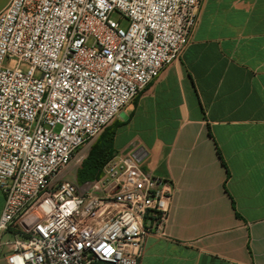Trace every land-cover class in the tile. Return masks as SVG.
I'll return each instance as SVG.
<instances>
[{
    "label": "built area",
    "instance_id": "2783aa9c",
    "mask_svg": "<svg viewBox=\"0 0 264 264\" xmlns=\"http://www.w3.org/2000/svg\"><path fill=\"white\" fill-rule=\"evenodd\" d=\"M205 2L11 0L0 13V260L141 264L149 236L164 234L173 183L145 172L140 150L115 154L84 188L66 176L183 56Z\"/></svg>",
    "mask_w": 264,
    "mask_h": 264
},
{
    "label": "crops",
    "instance_id": "0c3cea01",
    "mask_svg": "<svg viewBox=\"0 0 264 264\" xmlns=\"http://www.w3.org/2000/svg\"><path fill=\"white\" fill-rule=\"evenodd\" d=\"M113 129L116 154L140 150L175 188L141 264H264V0H206L183 56Z\"/></svg>",
    "mask_w": 264,
    "mask_h": 264
},
{
    "label": "trees",
    "instance_id": "16d2710c",
    "mask_svg": "<svg viewBox=\"0 0 264 264\" xmlns=\"http://www.w3.org/2000/svg\"><path fill=\"white\" fill-rule=\"evenodd\" d=\"M114 132V129L109 131L107 128L102 134L101 140L97 142L83 161L77 174L80 188H84L98 180L102 175L105 164L116 154L113 150Z\"/></svg>",
    "mask_w": 264,
    "mask_h": 264
},
{
    "label": "rangeland",
    "instance_id": "374dc122",
    "mask_svg": "<svg viewBox=\"0 0 264 264\" xmlns=\"http://www.w3.org/2000/svg\"><path fill=\"white\" fill-rule=\"evenodd\" d=\"M114 20H118L119 16L117 14H114L113 16ZM115 124V121L108 127V130L111 131L113 129V126ZM107 130V129H106ZM102 136V135H101ZM101 136H99L95 141H93L92 143H90L89 145L85 146V148H83L75 157V159L73 160V163L68 171V174L66 176V179L69 181L74 182L76 185H78L80 187L79 182L77 181V174L78 171L80 170L83 161L87 158L88 154L90 153L91 149L97 144V142H99L101 140ZM80 156H83L84 158L78 163L76 164V160H78L80 158ZM48 205H44L42 208L36 210L35 212H33L31 214V216H29V224L32 225L35 222H37L40 218H42L47 212H48Z\"/></svg>",
    "mask_w": 264,
    "mask_h": 264
}]
</instances>
